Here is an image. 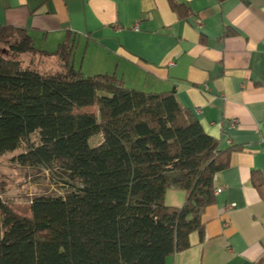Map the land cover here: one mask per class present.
<instances>
[{
    "label": "trees",
    "instance_id": "16d2710c",
    "mask_svg": "<svg viewBox=\"0 0 264 264\" xmlns=\"http://www.w3.org/2000/svg\"><path fill=\"white\" fill-rule=\"evenodd\" d=\"M2 47L9 55L0 53V155L26 144L13 161L64 172L68 189L37 196L27 209L0 196V264H166L190 247L192 233L204 234L214 177L230 165V151L173 92L85 75L69 39L51 53L28 30L4 26ZM54 57L62 70L39 67ZM252 179L264 196V178ZM170 189L186 193L183 206L166 203Z\"/></svg>",
    "mask_w": 264,
    "mask_h": 264
},
{
    "label": "crops",
    "instance_id": "0c3cea01",
    "mask_svg": "<svg viewBox=\"0 0 264 264\" xmlns=\"http://www.w3.org/2000/svg\"><path fill=\"white\" fill-rule=\"evenodd\" d=\"M174 2L186 10L170 0H0V31L24 28L51 53L69 39L85 75L173 92L230 151V165L214 177L222 192L203 215L204 234L166 264H264V196L252 179L264 178V0ZM185 199L166 194L170 206Z\"/></svg>",
    "mask_w": 264,
    "mask_h": 264
},
{
    "label": "rangeland",
    "instance_id": "374dc122",
    "mask_svg": "<svg viewBox=\"0 0 264 264\" xmlns=\"http://www.w3.org/2000/svg\"><path fill=\"white\" fill-rule=\"evenodd\" d=\"M3 55H9L3 47L0 49ZM32 57L21 56L26 64L34 62ZM36 63V62H35ZM58 65L49 63V60H43L39 67L57 72L62 70L63 66L58 60ZM37 137L34 136L33 139ZM101 135L95 136L91 141L92 145H98L102 142ZM27 145L23 144L21 149L15 153L0 155V196L9 203L27 209L33 198L43 194H64L68 189L65 187L64 180L66 174L57 169H48L46 167H23L13 161L18 152L26 150Z\"/></svg>",
    "mask_w": 264,
    "mask_h": 264
},
{
    "label": "built area",
    "instance_id": "2783aa9c",
    "mask_svg": "<svg viewBox=\"0 0 264 264\" xmlns=\"http://www.w3.org/2000/svg\"><path fill=\"white\" fill-rule=\"evenodd\" d=\"M206 90H207V91L209 90V87H208V86H206ZM220 192H222V188H217V189L215 190V193H216V194H219Z\"/></svg>",
    "mask_w": 264,
    "mask_h": 264
}]
</instances>
